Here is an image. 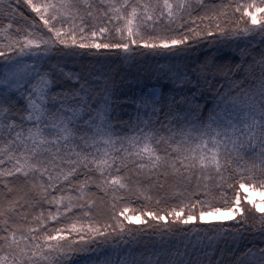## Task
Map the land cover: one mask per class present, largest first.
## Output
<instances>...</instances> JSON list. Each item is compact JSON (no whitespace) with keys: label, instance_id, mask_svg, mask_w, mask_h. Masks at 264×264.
<instances>
[{"label":"snow or ice","instance_id":"snow-or-ice-1","mask_svg":"<svg viewBox=\"0 0 264 264\" xmlns=\"http://www.w3.org/2000/svg\"><path fill=\"white\" fill-rule=\"evenodd\" d=\"M0 264H264V0H0Z\"/></svg>","mask_w":264,"mask_h":264},{"label":"rangeland","instance_id":"rangeland-1","mask_svg":"<svg viewBox=\"0 0 264 264\" xmlns=\"http://www.w3.org/2000/svg\"><path fill=\"white\" fill-rule=\"evenodd\" d=\"M255 198H256L257 200L259 199V197H258V196H256Z\"/></svg>","mask_w":264,"mask_h":264}]
</instances>
